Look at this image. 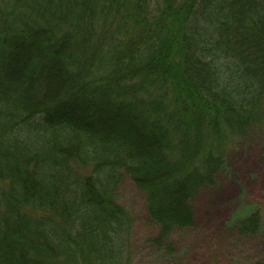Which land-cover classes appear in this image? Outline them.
Instances as JSON below:
<instances>
[{
    "label": "trees",
    "instance_id": "obj_1",
    "mask_svg": "<svg viewBox=\"0 0 264 264\" xmlns=\"http://www.w3.org/2000/svg\"><path fill=\"white\" fill-rule=\"evenodd\" d=\"M263 125L264 0H0V264H131L125 177L171 249Z\"/></svg>",
    "mask_w": 264,
    "mask_h": 264
},
{
    "label": "rangeland",
    "instance_id": "obj_2",
    "mask_svg": "<svg viewBox=\"0 0 264 264\" xmlns=\"http://www.w3.org/2000/svg\"><path fill=\"white\" fill-rule=\"evenodd\" d=\"M263 126L230 144L225 172L193 199L194 223L171 232V249L152 241L159 227L148 215L144 194L125 177L118 192L133 215L131 264H264ZM255 211L261 214L259 231L241 233V219Z\"/></svg>",
    "mask_w": 264,
    "mask_h": 264
}]
</instances>
